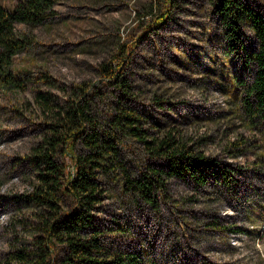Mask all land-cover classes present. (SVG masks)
I'll return each instance as SVG.
<instances>
[{
    "label": "rangeland",
    "instance_id": "1",
    "mask_svg": "<svg viewBox=\"0 0 264 264\" xmlns=\"http://www.w3.org/2000/svg\"><path fill=\"white\" fill-rule=\"evenodd\" d=\"M19 1L0 4L12 8ZM247 1L264 16V0ZM151 3L55 0L47 23L17 26L34 44L18 53L13 64L33 83L21 91L0 90V264H14L9 254L18 249L32 256L36 242L43 240L44 218L26 204L37 180L25 158L45 134L35 91L61 94L36 78L46 72L68 90L84 82L97 84L100 64L122 59L120 44L129 48L128 75L142 102L157 120L168 119L162 133L170 130L218 165L233 169L237 181L236 191L228 193L216 185L196 188L188 180L170 178L152 192L151 203L102 179L105 193L89 213L104 248L137 253L155 264H264V123L243 118L228 77L205 70L214 58L217 67L225 60L222 45L208 34L209 28L212 34L217 30L208 26V0H177L173 17L147 31L152 16L143 14ZM229 63L225 71L238 72L237 61ZM156 96L164 101L162 109L151 104ZM123 149L128 162H147L133 140H126ZM63 162L74 173L70 157ZM72 205L64 197L62 206ZM53 250L55 264H64L60 247Z\"/></svg>",
    "mask_w": 264,
    "mask_h": 264
},
{
    "label": "trees",
    "instance_id": "2",
    "mask_svg": "<svg viewBox=\"0 0 264 264\" xmlns=\"http://www.w3.org/2000/svg\"><path fill=\"white\" fill-rule=\"evenodd\" d=\"M54 2L20 0L12 8L0 4V90L21 91L33 83L26 72H18L13 64L18 53L34 44L17 26L47 23L53 16ZM151 2L143 14L152 16L147 31L168 22L178 7L177 0ZM208 8V26L217 27L216 34L208 27V34L222 45L225 60H219L217 67L216 57L205 70L217 78L228 77L243 118L249 123L255 119L264 123V16L247 0H208ZM119 46L122 59L115 65L113 60L101 63L102 80L97 84L84 82L68 90L54 83L46 72L36 78L57 89L61 96L40 89L34 93L44 116L40 125L45 134L25 158L37 180L26 195V204L44 218L40 228L43 240L36 242L32 256L25 250L11 252L9 257L14 264H55V245L64 254V264H155L137 253L104 248L89 213L105 193L102 179L115 181L123 191L151 203L152 192L174 177L188 180L196 188L211 184L228 193L236 191L233 169L218 165L170 130L162 133L169 125L168 119L157 120L151 106L142 102L128 75L132 63L129 48ZM231 60L237 61L238 72L229 74L225 70ZM159 98L153 97L151 104L162 109L164 101ZM126 140L140 146L146 163L133 164L125 159ZM66 156L73 162L74 173L66 171ZM64 197L73 201L70 208L62 206Z\"/></svg>",
    "mask_w": 264,
    "mask_h": 264
}]
</instances>
